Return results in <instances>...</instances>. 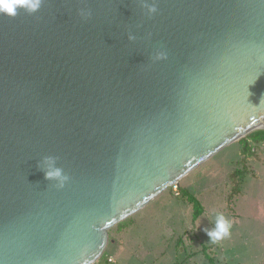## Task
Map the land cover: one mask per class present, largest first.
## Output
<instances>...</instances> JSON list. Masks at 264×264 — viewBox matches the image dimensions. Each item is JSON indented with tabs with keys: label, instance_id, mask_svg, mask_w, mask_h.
Wrapping results in <instances>:
<instances>
[{
	"label": "water",
	"instance_id": "obj_1",
	"mask_svg": "<svg viewBox=\"0 0 264 264\" xmlns=\"http://www.w3.org/2000/svg\"><path fill=\"white\" fill-rule=\"evenodd\" d=\"M255 130L264 0H44L0 15V264H96L114 226Z\"/></svg>",
	"mask_w": 264,
	"mask_h": 264
},
{
	"label": "rangeland",
	"instance_id": "obj_2",
	"mask_svg": "<svg viewBox=\"0 0 264 264\" xmlns=\"http://www.w3.org/2000/svg\"><path fill=\"white\" fill-rule=\"evenodd\" d=\"M241 139H247V149ZM186 191L200 205L198 216ZM140 213L147 219L142 226L146 243L134 263L142 257L149 264H171V257L178 255V264H264V138L255 142L246 135L234 141L151 200ZM217 213L229 218L232 227L228 237L212 243L203 229L214 226ZM118 229L114 226L110 236ZM177 238L182 243L178 242L176 251Z\"/></svg>",
	"mask_w": 264,
	"mask_h": 264
},
{
	"label": "clouds",
	"instance_id": "obj_3",
	"mask_svg": "<svg viewBox=\"0 0 264 264\" xmlns=\"http://www.w3.org/2000/svg\"><path fill=\"white\" fill-rule=\"evenodd\" d=\"M44 0H0V15H5L10 18H14L18 13L23 10L26 14H33L37 12ZM148 12L153 14L157 11L155 3L146 4ZM82 18H87L90 13L81 12L79 14ZM166 59V54L161 52L157 53L153 58L154 61H160ZM47 167L44 171L45 180H55L56 183L53 185L57 189H61L69 180V176L64 173L62 168L53 167V161L51 158L46 160ZM197 229L199 224L196 225ZM232 227V221L227 218L223 213L215 214L214 226L212 228H204L203 231L212 243L218 242L230 235Z\"/></svg>",
	"mask_w": 264,
	"mask_h": 264
},
{
	"label": "crops",
	"instance_id": "obj_4",
	"mask_svg": "<svg viewBox=\"0 0 264 264\" xmlns=\"http://www.w3.org/2000/svg\"><path fill=\"white\" fill-rule=\"evenodd\" d=\"M141 210L132 215L131 224L127 228L115 230L113 236L112 234L110 236L109 233V237L113 239V242H110L107 246L106 257L103 259L104 263L149 264V262H147V260L145 261V259L143 260L142 257L140 259V263L133 262V260L138 258V254L142 255V250H140V247H142L144 243H146V232L142 226L146 223L147 219L145 218V215L143 213H140ZM171 231L175 232L174 229H171ZM167 238H169L168 234ZM170 238L174 241V236H170ZM178 239L179 238H177V240ZM177 240L175 241L176 251L180 246V244L178 245L179 240ZM180 242L182 243V239L180 240ZM123 253H126V255ZM121 255L125 256L123 257V260L120 259ZM162 255H164V253H162ZM169 263H180L178 255L171 257Z\"/></svg>",
	"mask_w": 264,
	"mask_h": 264
},
{
	"label": "trees",
	"instance_id": "obj_5",
	"mask_svg": "<svg viewBox=\"0 0 264 264\" xmlns=\"http://www.w3.org/2000/svg\"><path fill=\"white\" fill-rule=\"evenodd\" d=\"M248 136L250 137V139H252L253 141L256 142V141L260 140L261 138H264V131L263 130H255V131L249 133ZM241 140L244 141V143H245L244 147H245V149H247V143L245 142L247 139H241ZM184 195H186L188 197L187 199L189 200V202L191 204H193L195 209L198 208V211L195 212V216H198L201 213V208H200V205L198 204V201L196 200V197L193 196L192 194H188L187 191L184 192ZM131 219H132V217H129L126 220L117 224L118 228L119 229L127 228L131 224ZM96 264H109V263H104L103 259L100 258Z\"/></svg>",
	"mask_w": 264,
	"mask_h": 264
}]
</instances>
